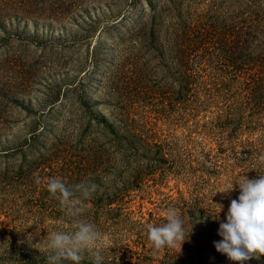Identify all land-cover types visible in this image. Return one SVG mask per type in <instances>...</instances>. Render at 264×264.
<instances>
[{"label": "rangeland", "instance_id": "374dc122", "mask_svg": "<svg viewBox=\"0 0 264 264\" xmlns=\"http://www.w3.org/2000/svg\"><path fill=\"white\" fill-rule=\"evenodd\" d=\"M126 121L141 139L123 166ZM87 144L106 161L89 163ZM260 154L264 0H0V264L51 251L49 234L79 220L102 233L101 251L159 264L165 248L145 226L169 208L190 232L171 264H239L213 242L235 183L264 175ZM138 163L151 172L121 192ZM50 178L73 190L78 215Z\"/></svg>", "mask_w": 264, "mask_h": 264}, {"label": "clouds", "instance_id": "9594fccd", "mask_svg": "<svg viewBox=\"0 0 264 264\" xmlns=\"http://www.w3.org/2000/svg\"><path fill=\"white\" fill-rule=\"evenodd\" d=\"M258 161L264 164V154L259 155ZM235 185L239 188L238 198L230 201L226 222H221L219 225L218 235L222 239L213 243L216 251L226 254L229 260L244 264L245 261L254 257L258 259L264 255V175L254 179L245 176ZM94 187L90 188L83 182L75 186L84 198L91 195ZM233 188L234 184L217 192L228 193ZM47 190L53 197L59 194L60 204L66 208L69 215L79 214L80 209L75 206L80 201L73 199V190H70L62 180L50 178L47 181ZM165 220L166 222L160 226L153 224L145 226L148 241L157 251L165 247H176L178 243L181 249L190 232L185 238L183 221L174 208L166 210ZM102 240L103 235L94 224L79 220L74 225V231H56L49 234L47 246L51 254L47 257V264H62L64 260L80 264L81 253L85 250L92 253L93 264H101L103 261L100 254Z\"/></svg>", "mask_w": 264, "mask_h": 264}, {"label": "trees", "instance_id": "16d2710c", "mask_svg": "<svg viewBox=\"0 0 264 264\" xmlns=\"http://www.w3.org/2000/svg\"><path fill=\"white\" fill-rule=\"evenodd\" d=\"M124 124V137L122 140V144L118 145V152L121 154V165L127 164L132 159H137L139 156V152L136 149L135 140L140 138L141 135L138 133L134 127H130L132 125L131 121H126ZM82 152L81 155L86 157L89 163H98L102 161H106L107 157L104 151H101L95 146L92 145H82ZM138 166L137 171H134L131 179L124 180L122 186H120L121 192H126L129 189L135 188L139 186L141 180L144 179V175L148 174L145 169L142 168L143 164H137ZM124 166V165H123ZM111 248V247H110ZM116 249V247L111 248ZM126 248H119L117 251L111 252L109 250H103L100 252L101 256L103 257V261L101 264H158L157 262H151V258L149 256L136 257L134 262L131 261V255L127 254ZM182 250L177 251L174 247H165L164 259L159 260V264H171V261L178 262L182 258ZM111 252V254H109ZM51 254V251H38L35 252L34 255H26L27 259L25 260V264H47V257ZM82 259L80 264H93V256L92 253L85 250L82 252ZM222 259H217L216 263L218 264H227L221 261ZM62 264H73L71 260H64Z\"/></svg>", "mask_w": 264, "mask_h": 264}]
</instances>
